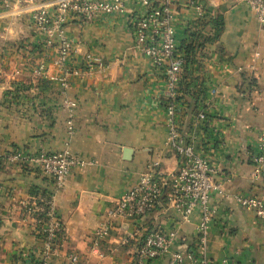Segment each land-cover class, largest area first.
Wrapping results in <instances>:
<instances>
[{"label":"crops","instance_id":"crops-1","mask_svg":"<svg viewBox=\"0 0 264 264\" xmlns=\"http://www.w3.org/2000/svg\"><path fill=\"white\" fill-rule=\"evenodd\" d=\"M40 1L0 0V264H27L31 252L42 251V240L21 204L35 192L52 191L63 241L49 253V264H133L145 233L157 228L177 230L173 248L192 256L187 264H199L200 258L209 264L222 259L264 264V224L233 199L240 193L264 199V172L255 178L250 161L264 132V24L243 0H169L179 13V46L191 30L205 39L189 73L183 72L176 114L179 131L217 166L215 180L225 188V197H212L217 213L205 249H199L195 230L199 210L189 223H180L164 196L143 217L111 219V229L93 247L97 228L149 161L159 159L165 172L177 167L178 156L167 142L164 76L135 46L131 19L137 0H125L119 14L93 23L74 19L66 26L78 61L91 53L100 57L99 65H83L65 93L57 83L34 78L28 65L45 59L52 69L54 56L31 21ZM195 1L210 11L201 21L205 25L196 19ZM212 17L219 19L216 32ZM65 95L75 103L71 134L60 106ZM200 111L205 119L196 121ZM67 143L83 164L59 187L30 164L6 158L18 149L56 151ZM125 148L131 149L127 156Z\"/></svg>","mask_w":264,"mask_h":264},{"label":"built area","instance_id":"built-area-1","mask_svg":"<svg viewBox=\"0 0 264 264\" xmlns=\"http://www.w3.org/2000/svg\"><path fill=\"white\" fill-rule=\"evenodd\" d=\"M257 22L264 24V0H243ZM196 19L205 17L206 7L199 1L192 3ZM125 0H41L31 13V21L41 35V42L47 52H53L52 69L45 59L28 65L36 79H48L57 83L63 93L70 87L71 78L81 73V68L91 69L101 62L100 57L85 53L78 61L76 50L66 33V26L74 19L82 23H93L108 15L124 11ZM179 13L169 0L156 3L154 0H137V7L131 19L135 46L147 61L164 76V121L167 128L168 144L178 156L177 167L171 172L161 168L159 159L149 161L137 180L117 200L109 211V217L93 235V247L111 229L114 217L139 218L153 212L161 197L180 223H189L192 215L199 210L195 225L199 249L207 244V233L217 208L212 203L213 194L225 197V188L217 182V166L196 147L194 141L179 131L176 120L181 91L179 84L183 77L184 54L179 49L176 27ZM189 22V21H188ZM190 23V22H189ZM60 106L68 116V132H73L72 117L75 103L66 95ZM196 121L205 119L204 112L198 113ZM6 158L15 164H30L36 171L50 178L59 187L71 171L83 164L82 159L68 143L56 151L39 150L25 152L14 150ZM252 173L259 177L264 172V132L260 133L255 151L250 155ZM237 205L254 213L264 224V199L255 194H234ZM22 211L32 218L35 234L43 243L41 252H31L27 264H49V253L56 251L63 241V224L58 216L55 193H38L30 201L22 202ZM177 230L163 231L159 228L145 233L135 251L133 264H147L148 261L166 258L167 264H187L193 259L185 251L174 250ZM33 258H32V257ZM76 262L77 257L71 256ZM221 264H227L222 259ZM199 264H209L204 258Z\"/></svg>","mask_w":264,"mask_h":264},{"label":"trees","instance_id":"trees-1","mask_svg":"<svg viewBox=\"0 0 264 264\" xmlns=\"http://www.w3.org/2000/svg\"><path fill=\"white\" fill-rule=\"evenodd\" d=\"M201 21H204L203 18L199 19L198 22L202 23V25H205V23L201 22ZM209 22L211 23V27L214 30V32L218 31L219 25H220L219 19L212 17L209 19ZM188 36H189L188 41L181 42L180 47H179L181 52L184 54L185 63L183 66V72L185 70V73H189L188 71H189L190 65H191V63H193V60L195 58V51L198 50V46L201 47L203 42L205 41V39L203 40V38L201 37L200 33L198 34L193 30H191L189 32ZM198 39H200V40H198ZM184 79H185V75L182 77V80L179 84V89H181V90H183L182 85H184V84H182V83H183ZM42 193H46V192H42ZM36 194H38V193L35 192L34 195H36Z\"/></svg>","mask_w":264,"mask_h":264},{"label":"water","instance_id":"water-1","mask_svg":"<svg viewBox=\"0 0 264 264\" xmlns=\"http://www.w3.org/2000/svg\"><path fill=\"white\" fill-rule=\"evenodd\" d=\"M130 151H131V149H129V148L123 149L125 156H127V154L130 153Z\"/></svg>","mask_w":264,"mask_h":264},{"label":"rangeland","instance_id":"rangeland-1","mask_svg":"<svg viewBox=\"0 0 264 264\" xmlns=\"http://www.w3.org/2000/svg\"><path fill=\"white\" fill-rule=\"evenodd\" d=\"M207 9V12H206V15H205V17H207V18H209L210 16H209V9L208 8H206ZM206 35V34H205Z\"/></svg>","mask_w":264,"mask_h":264}]
</instances>
